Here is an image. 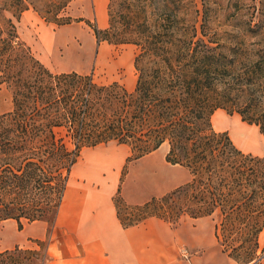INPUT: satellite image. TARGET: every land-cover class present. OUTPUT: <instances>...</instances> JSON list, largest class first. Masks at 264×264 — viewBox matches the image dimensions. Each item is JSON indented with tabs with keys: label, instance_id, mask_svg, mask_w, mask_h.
Instances as JSON below:
<instances>
[{
	"label": "trees",
	"instance_id": "trees-1",
	"mask_svg": "<svg viewBox=\"0 0 264 264\" xmlns=\"http://www.w3.org/2000/svg\"><path fill=\"white\" fill-rule=\"evenodd\" d=\"M72 1L9 0L3 9L19 17L33 6L61 26L73 21L65 14ZM108 14L106 39L139 47L133 91L77 71H51L17 41L13 20L0 12V83L14 93L13 111L0 115V221L15 219L20 229L23 219L53 223L85 147L116 142L137 160L167 145L166 161L187 168L190 180L131 207L146 216L130 221L119 188L122 223L219 212L230 230L258 246L264 158L215 130L212 116L218 109L238 113L264 135V46L228 47L195 1L110 0Z\"/></svg>",
	"mask_w": 264,
	"mask_h": 264
},
{
	"label": "rangeland",
	"instance_id": "rangeland-1",
	"mask_svg": "<svg viewBox=\"0 0 264 264\" xmlns=\"http://www.w3.org/2000/svg\"><path fill=\"white\" fill-rule=\"evenodd\" d=\"M8 1L0 0L2 9L0 12L6 19L13 20L18 35L17 41L24 43L34 58L45 67L53 72L77 71L91 75L99 84L109 85L118 82L130 91L135 89L139 74L135 58L139 53V47L106 39L104 32L109 28V14L101 15V8L107 10L110 0H73L65 11L73 21L61 26L46 21L33 6L19 17H15L10 10L3 9ZM186 1H195L198 4L199 9L210 20L209 29L217 32L228 47L264 46V0ZM26 11L29 14V21H25ZM5 25L4 20L2 26ZM242 36L248 39L246 45L242 42ZM13 97V89L7 83H0V115L13 111ZM212 125L217 131H227L234 143L244 152L264 158L262 153L264 135L259 126L249 124L243 121L238 113L231 114L224 109L215 111ZM117 145L119 144L111 142L97 147H85L81 150L77 162L94 150ZM168 150L169 147L165 145L145 156L141 162L126 159L119 198L122 200L120 204L122 215L129 218L128 221L146 216L142 211L130 208L147 201H128L123 194L124 190L134 199L147 197L155 192H161L162 194L155 196L161 198L190 180L187 168L166 161ZM80 164L72 166L69 177L78 174ZM76 169L78 172L74 176ZM140 173L144 175L141 176ZM206 217L212 226L213 245L208 251L205 248H198L195 253L206 255L216 264H254L264 258V230L258 235V246H254V242L245 240V237L238 234L236 228L230 230L229 226L223 223L219 212ZM193 219L196 218L183 213L176 218L164 220L174 226L179 224L196 226L197 221ZM22 221L27 222L25 219ZM18 228L19 225L15 221H0V244L3 232L12 230L13 234ZM47 243V240L35 241L32 243L33 248L16 247L0 257V264H44Z\"/></svg>",
	"mask_w": 264,
	"mask_h": 264
},
{
	"label": "crops",
	"instance_id": "crops-1",
	"mask_svg": "<svg viewBox=\"0 0 264 264\" xmlns=\"http://www.w3.org/2000/svg\"><path fill=\"white\" fill-rule=\"evenodd\" d=\"M27 12L25 21H29ZM105 14L108 9L101 8V15ZM131 155V148L120 144L94 150L80 159L76 162L81 163L79 172L68 179L54 223L22 221V229L13 234L12 230L3 232L0 251L33 248L35 241L47 240L44 264H216L195 253L198 248H212V226L207 217L193 219L196 226H174L158 217L130 226L122 223L115 199ZM123 194L128 201L144 202L162 193L135 199L125 190ZM7 220L19 225L15 219ZM254 264H264V258Z\"/></svg>",
	"mask_w": 264,
	"mask_h": 264
},
{
	"label": "bare ground",
	"instance_id": "bare-ground-1",
	"mask_svg": "<svg viewBox=\"0 0 264 264\" xmlns=\"http://www.w3.org/2000/svg\"><path fill=\"white\" fill-rule=\"evenodd\" d=\"M77 172H78V171H77V169H76V170L74 171V176L77 174Z\"/></svg>",
	"mask_w": 264,
	"mask_h": 264
}]
</instances>
